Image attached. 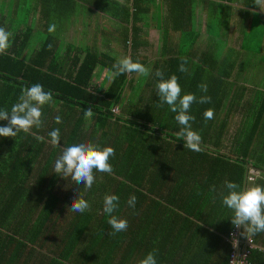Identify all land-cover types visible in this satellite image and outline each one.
Returning a JSON list of instances; mask_svg holds the SVG:
<instances>
[{"label": "trees", "instance_id": "1", "mask_svg": "<svg viewBox=\"0 0 264 264\" xmlns=\"http://www.w3.org/2000/svg\"><path fill=\"white\" fill-rule=\"evenodd\" d=\"M8 1L11 0H2L0 4V27L10 33V46L6 54H0V109L10 112L19 102L22 89L36 83L52 92L53 99L42 107L43 126L32 129L43 140L23 132L16 137H0V264H138L153 251L157 264H206L209 260L204 247L209 227H222L227 214L229 218L232 215L221 202V193L228 191L225 181H233L243 190L247 165L256 159L252 168L259 175L251 176L254 180L248 183L264 187V155H258L264 142V104L257 98L256 118L252 116L247 121L249 131L236 136L237 149L224 151L221 140L229 126L228 119L205 121L203 117L205 109L222 110L224 90L213 87L202 92L199 77H193L188 85L186 72L179 71L182 63L188 72L192 71L182 51L185 46L193 47L197 37L188 41L185 34L182 42L172 43V50L165 46L162 57L165 53L172 57L164 63L148 64V58L142 55L148 44L142 32L151 26L147 17H152L153 0H128L125 4L113 0H27V18L30 20L33 12H39L41 26L27 27L22 34L14 32L11 13L8 11L6 15ZM159 1L163 10L164 4H168L174 18L169 25L157 27L163 32V42L169 44L172 32H185L187 4L192 13L194 0ZM19 3L20 0L12 3L17 16ZM79 5L92 16L108 17L110 27L103 29L102 38L121 36L119 42L131 50L133 62L148 68L149 75H114L113 65L119 59L109 52L112 43L99 52L90 38L85 56L71 60L70 72L65 73L69 60L65 58L69 48L75 49L74 43L71 38L62 42L58 37L66 27L56 26L53 33L48 28L56 25V21L71 23L66 20L80 14ZM249 6L256 8L254 4ZM243 15L250 17L251 24L239 28L241 48L258 56L264 50V27L258 23L260 14L243 12ZM253 41L255 45H251ZM100 68L114 75L106 90L94 89L92 85ZM157 70L163 73V79L176 75L181 95L211 97L209 103L195 102L189 110L195 117L191 127L201 136L200 151L184 146L177 137L180 126L174 119L176 113L167 104L160 106L156 85L161 78L155 75ZM135 86L142 91L132 101ZM244 92L247 89L242 87L235 104L242 103ZM233 103L231 109L238 111ZM51 105L66 107L60 116L62 123L55 122L57 115H51ZM88 109L93 112L92 118L85 116ZM213 121L219 126V140L210 143ZM6 124V120H0V126ZM57 128L60 145L53 147L48 133ZM75 142L113 147L115 155L109 160L113 171L107 174L94 170L95 183L87 190L66 178L69 191L59 193L55 188L61 176L53 172L54 162L64 146ZM42 154L45 162L39 165L36 159ZM78 192L90 205L83 213L71 211V202ZM109 194L119 197L118 207L111 215L128 221L125 231L112 235L110 216L103 211V199ZM130 195L136 197L134 208L127 203ZM255 240L263 249L254 250L250 261L264 264V232L256 234Z\"/></svg>", "mask_w": 264, "mask_h": 264}, {"label": "clouds", "instance_id": "2", "mask_svg": "<svg viewBox=\"0 0 264 264\" xmlns=\"http://www.w3.org/2000/svg\"><path fill=\"white\" fill-rule=\"evenodd\" d=\"M56 25L52 24L48 28L49 33L55 32ZM9 36L4 28L0 27V54H6L9 48ZM114 75L124 73H138L144 76L149 75L150 70L140 62H133L131 57L124 56L113 65ZM179 71L187 72L188 69L182 63ZM155 75L160 77L156 85L161 105L167 104L171 112L176 113L174 119L180 126L177 137L182 139L184 146L191 151H200L201 136L192 129L191 121L195 117L189 114L191 105L195 102L204 104L209 103L211 97L202 95L197 97L192 93L181 95V87L176 75H171L163 79V73L157 70ZM202 92H207V85H199ZM53 99L50 91H45L43 85L36 83L30 87L22 89L19 102L11 107V111L0 109V120H6L7 124L0 126V137H16L18 133L34 135L40 141L43 137L32 132L43 126L42 107L49 104ZM85 116L91 118L93 112L91 109L85 111ZM204 120L214 118V110L205 109L203 113ZM56 123H62L59 115L55 117ZM49 143L53 147L60 145V130L53 129L48 133ZM115 155V150L111 146L100 148L92 143L75 142L63 147L61 154L55 159L53 172L63 178H70L71 181L84 185L85 189H90L95 183L94 170L100 173L111 174L113 171L109 160ZM224 187L227 193H221V202L231 210V223L234 227H243L241 235L249 238L258 233L264 232V187L255 185L241 190L239 185L233 181H225ZM119 197L115 194L105 195L103 199V211L109 214L108 225L113 230L110 235L116 232L125 231L128 227V221L123 218H117L111 215L118 207ZM128 206L135 207L136 197L130 195ZM90 208L89 203L78 192V197L71 202V211L83 213ZM234 238V237H233ZM235 246V245H233ZM138 264H157L155 252L147 253L141 258Z\"/></svg>", "mask_w": 264, "mask_h": 264}, {"label": "crops", "instance_id": "3", "mask_svg": "<svg viewBox=\"0 0 264 264\" xmlns=\"http://www.w3.org/2000/svg\"><path fill=\"white\" fill-rule=\"evenodd\" d=\"M116 1L122 4L126 3V0ZM155 1L159 0H153L152 3H155ZM250 4L256 5V8H250ZM191 5L192 13L190 6L187 4L188 13L185 16L187 19L185 24L186 33L172 32L169 38L170 43L166 44V41L163 42L162 30H159L157 27L159 25H169L174 21V18L169 13L167 3L164 4V10L161 3L156 2V7H154L153 4L152 17L151 15L147 17L148 23L151 22V26L143 28L142 37L148 40V44L143 48H153L155 50V55L144 56L148 58V64L154 63L155 61L164 63L166 59L172 57L170 53H165L162 57L163 48H165V46L169 45L172 50V46H174L172 43L176 42L179 44L182 42L185 34L188 41L197 37V41L193 47L185 46L182 51L184 58L188 60V64L192 66V71L186 72L187 75L184 76L185 80H188V85H190L193 77H199L201 83L207 85V89H212L213 87L222 88L224 90V97L221 101L223 104L221 109L228 111L230 114L228 116L229 126L235 127L237 125L234 123L235 116L231 114V103L235 102L242 87L247 89V92H244V98L253 94V98L247 103L248 107L250 105L251 107L256 105L257 98L259 103L262 102L264 104V50L258 56L243 51L241 48L240 30L238 29V32L236 31V34L233 35L231 34V26L232 23H234L237 24L239 28L242 27V24L244 25V29L249 27L251 24L250 17H245L243 12H254L260 14L258 23L264 27V0H232L231 2L220 0H194ZM218 5H224L228 7V9H220ZM82 11L84 10H81V12ZM221 16L223 17L222 22H220ZM76 17L77 16L73 19H76ZM191 22L194 25L193 28ZM216 27H218L217 30L215 29ZM148 29L151 30L149 34L147 31ZM153 32L157 33V41L151 37V33ZM236 39H238V41L235 44L234 40ZM257 95L260 97H257ZM218 97L220 98V95ZM233 104L234 106L236 105L235 103ZM247 105H245L244 111H246ZM237 112H239V110ZM256 112L257 110L255 107H253L251 111L249 110L248 114L244 112L243 128L246 126L248 128L247 120H251L252 116L253 119L256 118ZM239 133L240 132L231 133V146L234 145L233 143L236 140V136L233 137V135ZM232 149H234V147H231V150ZM255 161L256 159H251L247 165V167H249L248 176H250V174L252 176V167ZM262 162H264V160ZM258 164L261 165V160H258ZM251 176L248 177V180ZM248 180L247 188H249L251 184L248 183ZM229 217L230 215L227 214V217H225L227 219L225 225L222 227H209V232L206 233V245L204 247L206 252L204 253L209 260L206 264H228L230 252L234 245L233 241L236 239L234 236L236 227L232 225L231 218ZM242 232L243 227L241 226L239 228V237H237L238 242L239 239L242 242L247 238L241 235ZM209 235L211 236L210 239L207 238ZM252 237L257 246L254 250L263 249V247L256 242L255 235Z\"/></svg>", "mask_w": 264, "mask_h": 264}, {"label": "rangeland", "instance_id": "4", "mask_svg": "<svg viewBox=\"0 0 264 264\" xmlns=\"http://www.w3.org/2000/svg\"><path fill=\"white\" fill-rule=\"evenodd\" d=\"M113 1H116V0H113ZM11 2L13 3V0L8 1L6 3V4H8L6 15H7L8 11L11 13L10 20L14 21V24H13L14 32H19L20 34H22L27 30V27H33V25H36L35 27L38 28L40 26V20L41 19H40L39 12L38 13L33 12L32 16L30 17V20H29V18H27V13H29V7H27V5H29V2H27V0H20V3H19L20 8H18V11H17L18 16L16 15V12H14V8H13V5ZM126 2H128V0H126ZM156 2L160 3V1H155V3H153L154 7H156ZM0 4H2V0H0ZM0 7H2V6L0 5ZM79 8H81V10H82L83 7H81V5H79ZM81 10L79 11L80 14H78L80 16L77 15L76 19L68 18V20H66V22L69 21L71 23H68L65 25V23L62 24L61 22L56 21L57 27H62L63 29H65V27H66V29L63 31V33L58 34V37L60 38V40L62 42H68L65 39L71 38L72 39L71 42L74 43L73 46L75 47V49L73 51H71V48H69L68 54H67V52L65 53V55L66 54L68 55V57H66L65 59H69L65 73L70 72L69 65H70L71 60H74V58L77 56H81V57L85 56V54H86L85 47L87 45V41L89 38L91 39L92 44L96 45V50L99 52L100 51L103 52L106 49V44L110 45L112 43L111 47L108 45L107 46L109 48V52L111 54H113L114 56H116L117 59H120L124 56L131 57V50L127 49L126 46H124L121 42H119V37H121V36L115 35L116 39L109 38L107 40L105 38H102L101 33H102L103 29H107L110 27L109 21L107 20V19H109L108 17H106L103 14H99V13L98 14L95 13V14L96 15H103V16H100V17L92 16V14H90L89 11L84 10L81 12ZM27 21H29V22H27ZM73 21H74V24H73ZM26 22H27V24H26ZM20 23H22V24H20ZM18 24H20V25H18ZM215 29L217 30L218 27H216ZM238 29H239L238 25L232 23L231 34H233V35L236 34V31L238 32ZM255 29H256V27H255ZM147 31L149 34V32L151 30L148 29ZM253 34H255V32H253ZM151 37L155 41L158 40L157 33H154V32L151 33ZM104 40H106L107 42H105ZM237 41H238V39L234 40V43L236 44ZM251 45H255V41H253L251 43ZM62 46H63V44H62ZM142 55L153 56V55H155V50L153 48H149V47L143 48L142 49ZM71 69H73L72 66H71ZM113 78H114V75L109 74L107 70H104V69L102 70V68H100L97 72L95 79L93 80V84H92L93 88L95 89V87H97V88H103L104 90H106V87H108L112 83ZM141 91H142L141 89H138L135 86L133 89L131 100L133 101V100L137 99V94H140ZM252 98H253V94H251L250 96H246L243 99L242 103L236 104L237 106L236 105L234 106V107H238L239 112H237V110H235V109L231 110V114L233 116H235L234 123L237 126H235V127L234 126L233 127L227 126L225 128L224 138H222V140H221L223 142V148L222 149H224V151H231V147H234L236 149L238 148V147H236L237 144H235V142H234V145L231 146V133H237V132L247 133L249 131V127L243 129L242 124H244V112L246 114H248L249 110L251 111V109L254 107V105L252 107H251V105L249 107L247 105V103H249ZM236 100H237V98H236ZM236 100H235V102H236ZM245 105H247L246 111H244ZM50 108H51V115H59V116H62L64 114L65 109H66L65 106H63L62 108H59V107H55L54 105H51ZM116 112L120 113L121 109L117 108ZM229 115L230 114L228 113V111L214 109V118L229 119L228 118ZM213 125L214 126L212 127L210 134H209L210 143L217 142L219 140V139H217L219 126L215 125V121H213ZM124 130H127V128L124 127ZM240 135H242V134H236V135H233V137L240 136ZM262 145H264V142H263V144H260V147H259L260 154H258V155H264V149L263 150L261 149ZM99 146L105 147V145H103V144H99ZM106 146H108V145L106 144ZM210 146L212 148H215V146H213L212 144H210ZM44 160H45V155H43V154L40 157L38 156V158L36 159V161L39 163V165L41 163L45 162ZM36 170H38V169H36ZM257 175H259L258 171L253 169L252 170V176H257ZM250 176H251V174H250ZM250 180H254V178H249V181ZM64 181H65V178H63V177H61L57 181L56 188H55V190L57 192L66 193L67 191H69L68 188H66V184ZM249 187H252V184H250ZM223 225H225V224H223Z\"/></svg>", "mask_w": 264, "mask_h": 264}, {"label": "built area", "instance_id": "5", "mask_svg": "<svg viewBox=\"0 0 264 264\" xmlns=\"http://www.w3.org/2000/svg\"><path fill=\"white\" fill-rule=\"evenodd\" d=\"M234 236L236 237L233 241L235 246H233V249L230 252L228 264H253L250 261V257L253 250L257 247L254 238L250 236L242 242L239 239L238 242L237 237H239V228H235Z\"/></svg>", "mask_w": 264, "mask_h": 264}, {"label": "water", "instance_id": "6", "mask_svg": "<svg viewBox=\"0 0 264 264\" xmlns=\"http://www.w3.org/2000/svg\"><path fill=\"white\" fill-rule=\"evenodd\" d=\"M248 175H249V167H247L244 189H247V180H248V177H249Z\"/></svg>", "mask_w": 264, "mask_h": 264}]
</instances>
